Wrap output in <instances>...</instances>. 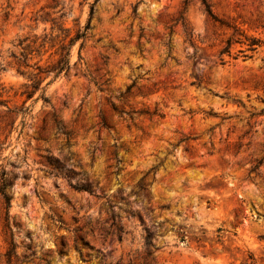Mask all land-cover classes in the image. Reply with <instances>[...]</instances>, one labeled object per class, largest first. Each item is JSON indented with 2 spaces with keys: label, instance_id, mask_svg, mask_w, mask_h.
<instances>
[{
  "label": "rangeland",
  "instance_id": "374dc122",
  "mask_svg": "<svg viewBox=\"0 0 264 264\" xmlns=\"http://www.w3.org/2000/svg\"><path fill=\"white\" fill-rule=\"evenodd\" d=\"M206 1L0 0V264H264V0Z\"/></svg>",
  "mask_w": 264,
  "mask_h": 264
},
{
  "label": "trees",
  "instance_id": "16d2710c",
  "mask_svg": "<svg viewBox=\"0 0 264 264\" xmlns=\"http://www.w3.org/2000/svg\"><path fill=\"white\" fill-rule=\"evenodd\" d=\"M201 1L203 3V5L205 7V10L207 11V13L209 15H211V11L209 9V5H208L207 1L206 0H201ZM88 27H89V23L85 26L84 32L81 33V34H77L76 38L84 37L85 32L88 29ZM67 54L68 53H66L65 55H63L58 60L57 65L55 66V69L57 70L58 73L61 72V71H63V70H67L68 67H69V64H68L69 61L66 58ZM27 110H28L27 108H25V109L22 108L20 111L22 113H25ZM73 187L77 191L84 190V191L90 192L87 187L82 186V185H80V186H73ZM0 195L2 196V198H3L4 202H5V206L8 209L9 206H10V199H9V197L6 194V180H5V174H4V172H2L1 175H0ZM7 227H8V224H7ZM8 229H9V227H8ZM103 231L106 232L107 234L115 235L116 238H117V240H119V241L122 238V236H121V228H119L116 225V219H115V215L114 214L111 215V223L109 225V228L108 229H104L103 228ZM150 248H151V240L148 237H146L145 238V252H144V256H143V259L144 260H141L140 264H156V260L150 259V255H151ZM13 249H14V243H13L12 237H11L10 247H9V249L6 252V257L8 259V260H6V263L7 264H13V260H11L13 254H14L13 253Z\"/></svg>",
  "mask_w": 264,
  "mask_h": 264
}]
</instances>
